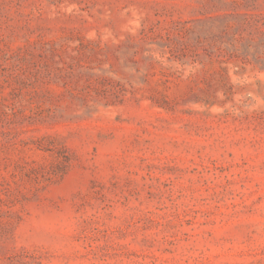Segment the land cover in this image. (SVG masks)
<instances>
[{
	"label": "rangeland",
	"instance_id": "obj_1",
	"mask_svg": "<svg viewBox=\"0 0 264 264\" xmlns=\"http://www.w3.org/2000/svg\"><path fill=\"white\" fill-rule=\"evenodd\" d=\"M0 264H264V0H0Z\"/></svg>",
	"mask_w": 264,
	"mask_h": 264
}]
</instances>
